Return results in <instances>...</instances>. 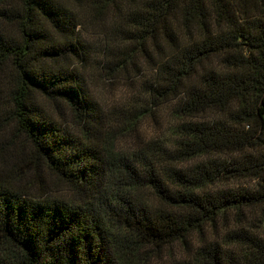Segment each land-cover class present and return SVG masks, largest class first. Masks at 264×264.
Returning <instances> with one entry per match:
<instances>
[{"label": "trees", "instance_id": "trees-1", "mask_svg": "<svg viewBox=\"0 0 264 264\" xmlns=\"http://www.w3.org/2000/svg\"><path fill=\"white\" fill-rule=\"evenodd\" d=\"M102 74L173 142L117 149ZM0 264H264V0H0Z\"/></svg>", "mask_w": 264, "mask_h": 264}, {"label": "rangeland", "instance_id": "rangeland-1", "mask_svg": "<svg viewBox=\"0 0 264 264\" xmlns=\"http://www.w3.org/2000/svg\"><path fill=\"white\" fill-rule=\"evenodd\" d=\"M147 80L144 74L132 76L116 74L113 77L102 74L93 78L92 87L95 95L101 104L107 105L111 110L112 126L114 119L117 118L116 123L114 122V136L119 150L128 152L129 146L133 144V136L137 134L158 135L169 144L174 140L172 126L177 120L178 105L176 102L164 103L151 109L146 99ZM142 112L146 115H142L135 129H131L130 120L136 113ZM59 188H61L59 192L66 190L64 187Z\"/></svg>", "mask_w": 264, "mask_h": 264}]
</instances>
